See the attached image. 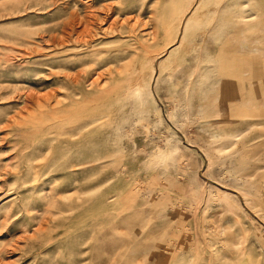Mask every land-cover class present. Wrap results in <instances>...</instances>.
I'll return each instance as SVG.
<instances>
[{"label": "rangeland", "instance_id": "rangeland-1", "mask_svg": "<svg viewBox=\"0 0 264 264\" xmlns=\"http://www.w3.org/2000/svg\"><path fill=\"white\" fill-rule=\"evenodd\" d=\"M200 2L0 0V264H264V0Z\"/></svg>", "mask_w": 264, "mask_h": 264}, {"label": "bare ground", "instance_id": "bare-ground-1", "mask_svg": "<svg viewBox=\"0 0 264 264\" xmlns=\"http://www.w3.org/2000/svg\"><path fill=\"white\" fill-rule=\"evenodd\" d=\"M203 5V2H200V0H195V4L192 6V8L189 10V17H188V19H192V18H194V17H198L199 15H200V12H201V6ZM239 6H240V12L241 13H245V12H247L246 11V8H245V2H240L239 3ZM186 16V15H185ZM241 17H243V16H241ZM185 21V20H184ZM187 21L188 20H186V23L185 24H187ZM182 23H184V22H182ZM182 28V27H181ZM179 31V30H178ZM183 31V30H182ZM185 31V30H184ZM182 34V33H181ZM219 34H220V32L218 31L217 33H216V35H215V37L216 38H218L219 37ZM182 36H179L178 37V40H177V42H174V44H172L170 47H169V50L170 51H173V54H175V53H178V49L177 48H179V49H182V46H183V41H182ZM178 46L177 48H175V46ZM185 47V46H184ZM99 77V76H98ZM143 91V85L142 84H140V82L139 83H135L134 85H133V94L135 95V96H140V94H141V92ZM171 154V153H170Z\"/></svg>", "mask_w": 264, "mask_h": 264}]
</instances>
